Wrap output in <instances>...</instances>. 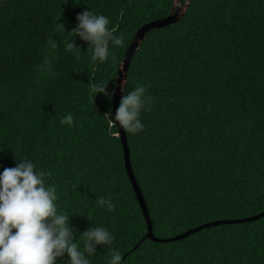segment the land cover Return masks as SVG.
I'll use <instances>...</instances> for the list:
<instances>
[{"label":"trees","instance_id":"16d2710c","mask_svg":"<svg viewBox=\"0 0 264 264\" xmlns=\"http://www.w3.org/2000/svg\"><path fill=\"white\" fill-rule=\"evenodd\" d=\"M85 10L123 35L114 60L91 62L79 38L80 49L67 50ZM175 12L177 21L147 33L125 85H144L153 98L144 131L127 133L153 233L169 240L264 213V0H0V172L30 159L52 173L77 239L109 228L114 244L98 245L92 264H107L113 247L122 264H264V217L169 243L147 238L119 127L104 117H114L138 31ZM90 82L108 83L111 100L91 93ZM68 113L74 127L60 124ZM99 196L111 197L115 211L100 208Z\"/></svg>","mask_w":264,"mask_h":264},{"label":"clouds","instance_id":"9594fccd","mask_svg":"<svg viewBox=\"0 0 264 264\" xmlns=\"http://www.w3.org/2000/svg\"><path fill=\"white\" fill-rule=\"evenodd\" d=\"M174 7L184 12L179 4ZM76 20V27L69 31L74 38L67 43V50L80 49L76 43L79 38L89 45L87 52L91 62L102 64L114 60L111 49L122 47L124 37L109 27V17L85 10L77 14ZM126 83L124 80L123 85ZM107 84L90 82V92L95 96L103 93L111 100L113 93L108 91ZM122 91L124 94L114 117L111 112L104 117L126 133H142L145 125L141 115L153 98L144 85L127 92L123 87ZM60 124L74 127L73 115L61 116ZM58 199V186L52 173L37 170L30 159H17L15 167L3 168L0 172V264H57L65 255L69 259L62 264H92L90 257L96 255L98 245L114 244L113 232L96 225L79 234L77 239L76 229L70 224L71 216L59 210ZM96 204L108 212L116 209L111 197L99 196ZM122 261L120 250L111 248L107 264H122Z\"/></svg>","mask_w":264,"mask_h":264},{"label":"water","instance_id":"95a60500","mask_svg":"<svg viewBox=\"0 0 264 264\" xmlns=\"http://www.w3.org/2000/svg\"><path fill=\"white\" fill-rule=\"evenodd\" d=\"M178 2H180V0H178ZM177 14L178 13L175 12L165 19H161V20H158V21H155V22H152L150 24L145 25L144 27H142L138 31V33L134 37L130 47L127 50L123 65L120 69V75H119L117 90H116L115 96H114V115H115L116 109L119 107V104H120V101L122 98V94H123L122 89H123V87H125L123 85V81L124 80L127 81V75L129 72V68L131 66L133 57H134L137 49L141 46V44H142L143 40L145 39L147 33H149L153 29H162L164 27L170 26L172 23H174L175 21L178 20L179 17L177 16ZM119 130H120L119 135L122 139V143L124 146L127 173H128L129 178H130V181L134 187L135 193L137 195V198L139 200V203L141 205V208L143 210V213L145 215V218H146V221L148 224V230L149 231L147 234V238L154 240L156 242H160V243H169V242L184 240V239L188 238L189 236L196 234V233H198L204 229H207V228L222 226V225H229V224L249 223V222H253V221H256V220L264 217V213H262V214H259L257 216H254L252 218L241 219V220H219V221L212 222V223L203 225L201 227L189 230L188 232H186L182 235H179L173 239L164 240V239L156 238L154 233H153V223H152V219L150 216L148 206L146 204L142 190L138 184L137 178H136L135 173H134V169H133V165H132V161H131V152H130V147H129V143H128L127 133L124 132L123 129H121L120 127H119Z\"/></svg>","mask_w":264,"mask_h":264}]
</instances>
